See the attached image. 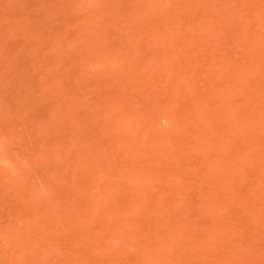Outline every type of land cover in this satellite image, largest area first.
<instances>
[{
	"label": "rangeland",
	"instance_id": "1",
	"mask_svg": "<svg viewBox=\"0 0 264 264\" xmlns=\"http://www.w3.org/2000/svg\"><path fill=\"white\" fill-rule=\"evenodd\" d=\"M0 264H264V0H0Z\"/></svg>",
	"mask_w": 264,
	"mask_h": 264
}]
</instances>
